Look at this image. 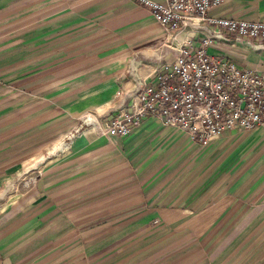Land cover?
<instances>
[{"label":"crops","instance_id":"0c3cea01","mask_svg":"<svg viewBox=\"0 0 264 264\" xmlns=\"http://www.w3.org/2000/svg\"><path fill=\"white\" fill-rule=\"evenodd\" d=\"M209 15L264 22V0ZM219 41L264 74V48ZM176 56L139 0H0V264H264V128L104 134L119 92Z\"/></svg>","mask_w":264,"mask_h":264},{"label":"built area","instance_id":"2783aa9c","mask_svg":"<svg viewBox=\"0 0 264 264\" xmlns=\"http://www.w3.org/2000/svg\"><path fill=\"white\" fill-rule=\"evenodd\" d=\"M139 1L165 30L177 56L156 69L149 84L119 92L123 103L107 116L104 134L127 137L144 120L156 118L207 146L229 131L264 128V74L208 53L219 40L264 48V22L211 17L223 0ZM183 32L193 37L179 42Z\"/></svg>","mask_w":264,"mask_h":264},{"label":"rangeland","instance_id":"374dc122","mask_svg":"<svg viewBox=\"0 0 264 264\" xmlns=\"http://www.w3.org/2000/svg\"><path fill=\"white\" fill-rule=\"evenodd\" d=\"M121 91H122V90H121ZM121 91H120V92H121ZM92 120H93V119H90V117L85 118L84 121H83V123H82L83 128H87V126L91 125V124H92ZM84 123H85V124H89V125L86 126Z\"/></svg>","mask_w":264,"mask_h":264}]
</instances>
